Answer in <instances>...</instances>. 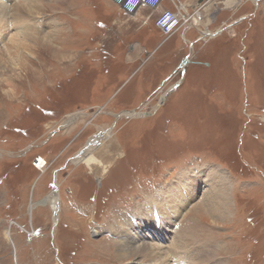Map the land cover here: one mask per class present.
<instances>
[{
  "label": "rangeland",
  "instance_id": "obj_1",
  "mask_svg": "<svg viewBox=\"0 0 264 264\" xmlns=\"http://www.w3.org/2000/svg\"><path fill=\"white\" fill-rule=\"evenodd\" d=\"M231 1H206L196 26L209 30L185 37L174 69L149 92L138 82L135 97L140 64L116 29L150 31L140 14L108 0H38L39 15L26 16L23 0H0V264H133L115 254V217L209 167L225 182L227 217L212 221L200 200L215 185L199 187L166 231H186L189 254L207 242L224 264H264V0ZM116 44L125 60L112 59ZM89 149L99 166L75 161Z\"/></svg>",
  "mask_w": 264,
  "mask_h": 264
},
{
  "label": "bare ground",
  "instance_id": "obj_2",
  "mask_svg": "<svg viewBox=\"0 0 264 264\" xmlns=\"http://www.w3.org/2000/svg\"><path fill=\"white\" fill-rule=\"evenodd\" d=\"M20 3L21 5H19ZM20 3L18 5L23 8V12L27 13L26 16L32 14L39 15L38 11L42 5L38 3V0H23V2ZM14 10L18 11V6L13 7L12 12ZM16 24L18 31H15L13 36L9 39L11 46L17 43V35H20L23 30H26V27H21L23 25H19L18 21ZM25 25L27 26V22ZM22 41L23 40L21 39L20 42L15 45L16 48L14 54L16 53V58L20 57L18 51L22 48ZM12 58H14V56ZM90 143V146H92L93 141L90 140ZM91 152L92 149L83 151V154L77 156L78 158H76L75 161H85L83 163H86L87 166H90L92 163H97L99 166L101 163L91 156ZM35 163L40 167L41 163L39 160ZM195 172L198 173L191 175L186 172L182 173L181 177H177L173 180L174 182L172 181L171 184L165 185L163 189L149 197L136 211L129 212L130 214L125 212L123 214H118L115 217L111 226V231L112 237L115 240L113 241L115 243V252H117V250L119 251L115 254L119 259H125L127 255H130L131 258H134L133 264H169L166 258L170 253L169 258L171 259L174 257L176 260L175 264H182L184 261L185 264H187V259L192 260L189 264H201L202 262L203 264H224L223 260L221 261L219 257L216 258L217 254L212 243L203 242L202 244L204 245L202 246L196 241L197 245L196 247L194 246V248L198 251L197 255L200 254L199 256H196L194 254H189V251L186 249L189 248V241L191 239L187 237L186 231L179 229L173 232L174 234L172 236L170 232H172L173 229L168 232L166 231V227L170 222L176 224L175 218L177 215V218L180 216L184 203L188 202V200L193 197V194L199 189V187L201 189L204 187L207 189L213 184L215 185V188L208 191V193L211 192V194H213L210 197L200 200L203 202L202 207L205 210V213H207L208 216H213L212 221H222L229 213V202L227 198L225 199L224 197L225 182L221 177L217 176V168L213 169L212 167H209L208 169H199ZM220 174L222 173L220 172ZM205 177H207L205 180L206 182L203 181L204 185H200V182L202 183L201 179ZM178 185L182 189H180ZM53 194L54 192L50 194L48 203H50L54 209L56 205L58 206V199ZM147 235L155 236L163 243H165L166 238H170L172 243L171 245H166V249L164 250L165 245L161 246L162 249L159 245H155L157 243L152 245L151 243L148 244L145 242L142 237ZM198 246L200 247L198 248ZM172 250L175 251L172 253ZM211 254H214L213 256H215L216 259L210 256Z\"/></svg>",
  "mask_w": 264,
  "mask_h": 264
},
{
  "label": "crops",
  "instance_id": "obj_3",
  "mask_svg": "<svg viewBox=\"0 0 264 264\" xmlns=\"http://www.w3.org/2000/svg\"><path fill=\"white\" fill-rule=\"evenodd\" d=\"M185 2L193 0H184ZM200 1V0H197ZM196 1V2H197ZM230 1V0H229ZM235 1V0H232ZM232 1L230 2V6H232ZM165 6H169L168 2L166 1L164 3ZM208 24V23H207ZM134 31L131 34H124L120 31V29H116L118 36L121 37H126L129 39L130 43H133V50L134 52L132 53V57L134 61H138L140 66L138 68H134V71L132 73V77L130 78L131 80L133 79V85H134V90L133 87H129L127 90H130L131 92L134 93L135 97H138V90L136 89V84L140 81L144 83L143 86H145V91L149 92L152 90V86L158 85L160 83V79L164 78L165 75H168L174 68H173V63L174 61H178L177 59L181 58L183 56V48H182V41L187 42L185 40L187 38H197L198 32L195 29H188V30H180L177 31L176 33L164 38L161 36L160 32L152 25L150 27V31H147L145 27L139 26V25H134ZM197 27V26H196ZM208 25L205 26L204 30H209ZM127 29H131V27H126ZM198 28V27H197ZM199 30V28H198ZM129 33V32H127ZM182 34V35H181ZM182 37V38H181ZM143 47L144 50L149 51L150 55L155 56L154 61H151L150 59L147 58H142V54H139V49L140 47ZM117 47L114 52L115 58H112L113 60H125L124 57L127 55L122 52L121 46H118L117 44L115 45ZM144 59V60H143ZM180 61V60H179ZM150 64L151 67H155V72H153L151 75H147L148 73V68L147 64ZM199 70V69H198ZM196 70V71H198ZM195 71V72H196ZM150 72V71H149ZM112 74L115 76H120V73L115 72V70L111 71ZM188 74L185 78V80L189 77ZM193 78V77H191ZM129 79V81H130ZM189 79V78H188ZM187 79V80H188ZM126 81V80H125ZM127 81V82H129ZM169 81V80H168ZM188 81H185L184 83H187ZM182 83V84H184ZM149 84V85H148ZM152 85V86H151ZM176 92L182 93L184 89L182 88ZM183 89V90H182ZM144 91V92H145ZM145 92V93H146ZM195 92V90H194ZM183 95V94H182ZM189 98V96H188Z\"/></svg>",
  "mask_w": 264,
  "mask_h": 264
},
{
  "label": "built area",
  "instance_id": "obj_4",
  "mask_svg": "<svg viewBox=\"0 0 264 264\" xmlns=\"http://www.w3.org/2000/svg\"><path fill=\"white\" fill-rule=\"evenodd\" d=\"M119 12L129 17L141 16V23L151 24L160 32L164 38L177 31L188 30L195 27L199 34L205 30H198L196 25L203 18L206 1H197L190 6L184 0H108ZM168 2L169 6L164 3ZM142 24V25H143ZM204 35V34H203ZM41 167L45 162L38 157ZM36 164V163H35Z\"/></svg>",
  "mask_w": 264,
  "mask_h": 264
},
{
  "label": "water",
  "instance_id": "obj_5",
  "mask_svg": "<svg viewBox=\"0 0 264 264\" xmlns=\"http://www.w3.org/2000/svg\"><path fill=\"white\" fill-rule=\"evenodd\" d=\"M201 1V0H200Z\"/></svg>",
  "mask_w": 264,
  "mask_h": 264
}]
</instances>
